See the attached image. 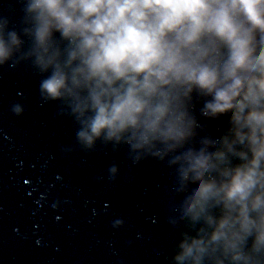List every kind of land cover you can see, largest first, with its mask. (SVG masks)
Instances as JSON below:
<instances>
[{"label": "water", "instance_id": "95a60500", "mask_svg": "<svg viewBox=\"0 0 264 264\" xmlns=\"http://www.w3.org/2000/svg\"><path fill=\"white\" fill-rule=\"evenodd\" d=\"M0 264H264V0H0Z\"/></svg>", "mask_w": 264, "mask_h": 264}]
</instances>
